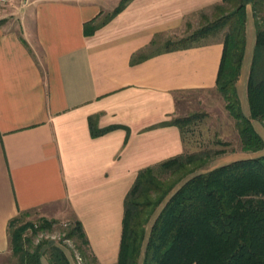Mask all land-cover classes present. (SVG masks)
I'll use <instances>...</instances> for the list:
<instances>
[{
	"label": "crops",
	"instance_id": "obj_1",
	"mask_svg": "<svg viewBox=\"0 0 264 264\" xmlns=\"http://www.w3.org/2000/svg\"><path fill=\"white\" fill-rule=\"evenodd\" d=\"M119 1L9 0L0 10V261L11 252V218L33 210L58 217L66 204L98 264H116L123 201L138 170L185 151L179 128L160 125L176 116V95L215 88L220 38L131 59L181 37L189 16L221 0H130L84 35L85 22ZM249 7L236 82L246 116L255 43ZM92 115L99 128L122 127L92 137ZM262 154L264 145L245 152L237 139L210 168Z\"/></svg>",
	"mask_w": 264,
	"mask_h": 264
},
{
	"label": "trees",
	"instance_id": "obj_2",
	"mask_svg": "<svg viewBox=\"0 0 264 264\" xmlns=\"http://www.w3.org/2000/svg\"><path fill=\"white\" fill-rule=\"evenodd\" d=\"M130 0H120L109 12L83 25L84 35L93 34L120 12ZM226 5L231 10H226ZM255 17V43L247 79L249 115L240 107L236 91L246 42V7ZM221 12L217 18L191 34L167 39L151 52L133 56L131 62L149 55L199 45L200 38L221 34L222 52L215 89L226 101V109L235 121L242 151L256 152L264 142L252 121L264 126V26L258 20L264 0H221L213 6ZM155 41L151 42L154 46ZM199 114L176 116L160 125H175L181 137ZM97 115L88 117L92 137L121 125L99 128ZM224 146L229 143L219 142ZM233 149V148H231ZM224 148H200L172 156L138 170L123 201L122 231L116 264H264V154L242 158L210 168L211 162ZM160 207V208H159ZM153 218L149 230L147 225ZM28 212H18L7 224L11 254L19 264H71L64 251L43 243L30 250L26 246L27 229L35 223L22 222ZM51 221L40 219L39 229ZM77 237L89 249L79 220L69 237ZM93 257V256H92ZM98 264V263H97Z\"/></svg>",
	"mask_w": 264,
	"mask_h": 264
},
{
	"label": "rangeland",
	"instance_id": "obj_3",
	"mask_svg": "<svg viewBox=\"0 0 264 264\" xmlns=\"http://www.w3.org/2000/svg\"><path fill=\"white\" fill-rule=\"evenodd\" d=\"M231 9V6L226 5V10ZM220 13L221 12H217L215 9L211 8L205 12L203 11L192 14L187 18V26L185 27L181 37L187 36L197 28L213 21ZM259 17L260 18L258 20L264 26V10L261 11ZM248 18L249 26L255 29V17L252 14L251 9L248 11ZM218 37H221L220 33H213L200 38L198 42L205 43ZM176 102V116H186L193 113L199 114L194 120H192L191 124L187 127L188 130L183 135V142L187 152L196 151L200 148H211L213 150L224 148L226 151H229L233 148L234 143L237 144V133L234 125L235 121L225 107L226 101L215 88L212 90H189L179 92L176 95ZM256 122V126L264 134L263 124L259 121ZM219 142H228L229 145L224 146L219 144ZM60 207L62 213L58 217L46 218L44 216H40L39 212L35 210L30 211L26 216L21 217L22 222L29 221L31 223H35V231L34 229L29 228L25 232V236L29 238V242H26L27 248L33 250L37 244L44 242L43 245L45 249L50 245H55L61 248L70 260L71 264H97L98 262L91 251L84 246L77 237H69L74 228L75 219L71 215L66 204H62ZM159 208H157L152 215L147 225V232L153 218L159 211ZM40 219H47L51 221L50 226L39 229L37 226L40 223ZM143 249L144 245L142 246L138 264H141ZM42 261L43 264H49L46 253L43 254ZM0 264L19 263L17 257L13 256L10 252L7 259L4 258L1 260Z\"/></svg>",
	"mask_w": 264,
	"mask_h": 264
},
{
	"label": "built area",
	"instance_id": "obj_4",
	"mask_svg": "<svg viewBox=\"0 0 264 264\" xmlns=\"http://www.w3.org/2000/svg\"><path fill=\"white\" fill-rule=\"evenodd\" d=\"M9 0H0V10L8 4Z\"/></svg>",
	"mask_w": 264,
	"mask_h": 264
}]
</instances>
